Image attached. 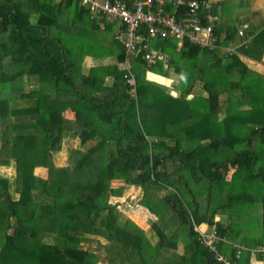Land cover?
<instances>
[{
    "label": "trees",
    "instance_id": "1",
    "mask_svg": "<svg viewBox=\"0 0 264 264\" xmlns=\"http://www.w3.org/2000/svg\"><path fill=\"white\" fill-rule=\"evenodd\" d=\"M89 17L76 0H0V167L15 172L11 180L0 175V264H98L95 253L80 247L86 236L119 241L124 248L111 264H217L193 230L202 224L226 241L264 246V231L252 238L239 226L247 204L264 224V195L258 196L264 148L257 149L264 145V102H258L264 75L245 65V58L262 61L264 25L230 54L221 48L234 47L236 29L223 24L215 32L226 37L213 51L156 41L169 58L166 69L153 70L174 82L186 79L174 86V97L145 79L138 58L131 64L133 99L118 66L122 28L102 31ZM110 55L116 64H102ZM197 82L206 97L194 94ZM67 135L80 146L97 142L73 150L70 163L57 167L53 153ZM124 186L140 188L139 207L158 221L177 226V219L180 232L167 235L156 222L149 239L132 220L121 224L119 203L111 200L122 197ZM180 241L185 252H170ZM241 258L249 264L250 253Z\"/></svg>",
    "mask_w": 264,
    "mask_h": 264
},
{
    "label": "built area",
    "instance_id": "2",
    "mask_svg": "<svg viewBox=\"0 0 264 264\" xmlns=\"http://www.w3.org/2000/svg\"><path fill=\"white\" fill-rule=\"evenodd\" d=\"M78 1L86 7L91 20H98L100 29H104L106 23H117L122 29L116 38L125 58H141L147 66L167 64L169 58L152 48V41L174 39L178 45L186 41L201 50L213 51L218 47L220 38L226 37L225 34L221 37L216 34L218 17L211 2L206 0ZM237 35L243 37L244 30L238 29ZM251 39V36H247L241 45L247 46ZM229 45L224 48L228 54L237 50ZM171 80L168 79L167 85ZM127 82L133 85L132 79ZM193 230L198 235L199 243L212 254L217 264H237L243 252L261 255L264 259L263 246L249 249L235 245L219 237L215 229L209 231L206 225L203 229L193 225ZM223 244L230 247L233 257L223 251Z\"/></svg>",
    "mask_w": 264,
    "mask_h": 264
},
{
    "label": "rangeland",
    "instance_id": "3",
    "mask_svg": "<svg viewBox=\"0 0 264 264\" xmlns=\"http://www.w3.org/2000/svg\"><path fill=\"white\" fill-rule=\"evenodd\" d=\"M240 1H243V0H240ZM244 1H246V3L241 2L242 4H239L238 6H235V4L237 2H234L232 0L222 1L221 4L223 6L222 7L223 15H227V16H222V14L220 13V16H219L220 22H219L217 27L222 26L221 20L223 19V17H224V21H223L224 24H226L230 27H234L235 29L242 26L244 23L247 22V20H254L256 16H257V18H256L257 24H261L263 22L262 21L263 17L260 15V12H262L264 14V8H262V7H264V4L257 5V3L251 4L250 2H248V0H244ZM255 12L257 14H255ZM96 35H97V33H96ZM203 57H205V54H200L199 59L203 58ZM89 61H92V59L89 58L88 62ZM101 63L106 64V61H101ZM246 64L253 71H257L259 73L261 72L264 75V66L263 67L259 66L257 68V67H255L256 63H252L251 61H248V60L245 61V65ZM85 65H86V63H85ZM93 65L94 66L97 65V61L94 62ZM171 81L173 82V84H172V82H170V84H169L170 86L167 85L166 87L170 88L172 85V86H177L179 88V84L184 83V80H180V82H175V83H174V80H171ZM152 88L154 89V86H152ZM155 90H157V89H155ZM167 91H168V89H167ZM257 91L262 93L261 89H258ZM196 93H200L202 96H205V97L207 95L206 92L203 91L201 82H197L194 85V94H196ZM192 96L193 95H189V97H192ZM225 97H226L225 94H222L220 96L221 102L224 101ZM258 102H259V104H263L264 96L258 97ZM245 107H246V109H243V110H247V111L250 110L249 106H245ZM224 111H225V106H223V109H222V112H224ZM60 112H62V113L64 112V114H65L66 111L63 110ZM65 115H66V117H73L71 115L70 111L68 112V116H67V114H65ZM250 130H253V127H251ZM73 136H75V135H73ZM95 142H97V141L92 140L89 143H87L83 146H80L78 138H72V137L67 135L66 138H64V140L62 141L61 150L59 152L53 153V163L57 167L66 166L70 163V155H72L73 150L80 149L84 152L89 147H91L93 144H95ZM257 143H259V142H257ZM261 147L264 148V145L258 146L257 149H259ZM14 173L15 172H14L13 167H0V175H2V177L6 176L7 179L11 180V177L13 178ZM35 173L41 175L42 177H46V171L44 169L38 168L35 170ZM232 173H233V171L229 170L228 174L226 175L227 181L230 180ZM121 186H122V183L114 182L112 187H121ZM124 187L126 189V190L124 189L125 192L123 194L125 197L118 198V199H120L119 200L120 205L117 208L118 214H119L118 220L121 224H123L126 219L136 221V222L139 221L138 224H136V225H138L141 228L144 225V223L142 222L141 219L146 218V214L144 213V211H142L141 208H139V205H138V201L141 199V196L143 194L142 190L140 188L138 189L137 187H134V186H124ZM262 195H264V190H262V192L258 193V196H262ZM118 199L114 198V200H118ZM114 200H111V201H114ZM199 200H203V198L199 197ZM247 205H248V207H250L251 210L253 207H255L254 205H251V204H247ZM258 208H260V205H258ZM131 209L134 211V213L131 211ZM250 209H246L243 213H241L239 226H242L244 232L247 233L250 237L255 238L261 232L264 231V224H262L260 222L261 221V214L259 216L257 215L258 216L257 217L256 216L257 212L255 213L252 210V214L248 215V211ZM220 218L225 220V218L223 216L216 217L215 220L218 221ZM175 220H176L177 224L179 225V221L177 219H175ZM156 222L160 228H162L163 230L166 229V232L168 233L167 235H171L172 231L177 232V233L180 232V230L177 228L178 225L176 226V224L174 223V221L172 219L165 220V221H158L156 219L155 223ZM146 230L147 231L145 233L148 236V238L153 239L154 236H153L152 232L149 230V228ZM80 244H81L80 247L82 249L88 250L90 252H94L97 255V257L99 259L98 264H111L113 261L115 262L116 260H118L120 258L121 249L124 248L121 246V244H119V241H114L112 243H110V242L106 243L104 240L95 239V238L91 239L90 237H87V236L81 240ZM170 252H173L175 254H179L181 252H185V248L179 242L177 245V248L174 251H170ZM127 263L133 264L131 261H128Z\"/></svg>",
    "mask_w": 264,
    "mask_h": 264
},
{
    "label": "crops",
    "instance_id": "4",
    "mask_svg": "<svg viewBox=\"0 0 264 264\" xmlns=\"http://www.w3.org/2000/svg\"><path fill=\"white\" fill-rule=\"evenodd\" d=\"M77 2H78V4L80 5V7L81 8H83V10L84 11H86L87 12V14H89L88 13V11H87V9H86V7H84V6H82L81 4H80V2L78 1V0H76ZM97 1H99V0H97ZM101 1H110V2H114L115 0H101ZM118 1H126V2H129V0H118ZM206 1H209V2H211V4H212V6H213V10H214V5L217 3V6H216V8H215V10H214V12L216 13V15H217V17H218V21H217V23H216V25H215V27H217L218 26V24H219V22H220V18H219V16H220V13L222 14V16H227V15H223V10H222V4H221V2L222 1H224V0H206ZM232 1H234V2H237L236 4H235V6H238L239 4H242L241 2H244V3H246V1H240V0H232ZM248 2H250L251 4H254V3H257V5H259V4H264V0H248ZM262 8H264V7H262ZM255 14H257L256 12H255ZM231 15V14H230ZM260 15L263 17V22L261 23V24H257V22H256V18H257V16L255 17V19L254 20H247V22L246 23H244L242 26H240V27H238L237 29H243L244 30V36L243 37H239L238 35H237V29H236V39H235V45H234V47H236V49H240L241 47L240 46H242L241 44H242V42H244L245 40H246V37L247 36H251V37H253L255 34H257L258 32H259V30L262 28V26L264 25V14L262 13V12H260ZM88 20L91 22V19H90V17L88 18ZM224 17H223V19L221 20V24H223V25H226V24H224ZM109 25H112V26H117V27H119V25L117 24V23H115V24H111V23H106V25H105V28L104 29H100L99 27H98V29H100V30H107V26H109ZM111 26V27H112ZM227 27H230V26H228L227 25ZM96 28V27H95ZM247 29V30H246ZM117 30V33H118V31L120 30V29H116ZM114 32V31H113ZM113 32L111 33V35L113 34ZM116 40H117V38H116ZM176 41V40H175ZM117 43H118V41H117ZM119 44V43H118ZM230 44V43H229ZM228 44V45H229ZM233 44V43H232ZM150 45H151V47L152 48H154L155 50H157V51H159L161 54H164V55H166L165 53H163L162 51H161V49H159L157 46H156V42H151L150 43ZM227 45V46H228ZM119 46H120V44H119ZM182 46V44L181 45H178V43H177V41H176V47H181ZM227 46H225V47H227ZM225 47H223V48H221V49H223L224 50V52H225V54H226V51H225ZM120 48H121V46H120ZM121 50H122V48H121ZM241 53V52H240ZM116 54H118V50L116 51ZM168 56V55H167ZM245 58V57H244ZM138 60V58L137 59H134V58H125V56H124V60H123V62H121V63H119L118 64V66L119 67H121V68H123V70H125V72L123 73V80H125L126 81V83H127V85H128V94L130 95V98L132 97L133 99H135L136 98V94H135V90H136V76H135V73H134V71H133V69H132V62H134V61H137ZM245 60L247 61L248 59L247 58H245ZM97 61H100V60H97ZM102 61H106V64L105 65H108V64H116V62H115V59H114V56H112V55H110V56H108V57H105L104 59H102ZM248 61H251V60H248ZM252 63H256V62H254V61H251ZM158 64H160V65H162L163 66V69H166V64H162V63H158ZM145 65H146V63H145ZM157 65V64H156ZM153 66H155V65H153ZM153 66H147L146 65V70H145V79L147 80V81H149V82H152V83H154V84H157L158 85V82L157 81H152L151 79H150V77L149 76H151V75H153V76H155V77H160V78H163V79H165V80H168V79H172L173 77H170L169 75H161V74H159L158 72H156L155 70H153ZM259 66H261V67H263L264 66V54H263V56H262V61L261 62H259V63H256V66L255 67H259ZM132 76V77H131ZM127 77V78H126ZM128 79H132L133 80V85H130L128 82H127V80ZM173 80V79H172ZM111 82V79L110 78H108L107 79V83H110ZM175 83V82H174ZM172 84H173V82H172ZM167 85H165V89H166V91H167V89H168V93L170 94V95H172V96H174V97H176L177 96V94H178V91H176L175 89H174V86H172L171 85V87L170 88H168V87H166ZM170 86V85H169ZM66 112H65V114H67V116H68V112H69V110H65ZM70 113H71V115H72V112L70 111ZM64 114V115H65ZM66 116V115H65ZM73 116V115H72ZM139 189V188H138ZM126 190V189H125ZM125 190H124V192H125ZM124 194V193H123ZM126 194V193H125ZM122 197H125L124 195H122ZM118 199V198H117ZM112 200H114V199H112ZM119 200L120 199H118V200H114V202H119ZM139 208H141L142 209V211H144V213L146 214V218H142L141 220H142V222L144 223V225H143V227H141V229L144 231V232H146L147 230L146 229H148L149 228V230L152 232V234H153V236H155L154 235V230L153 229H151V226H152V224L153 223H155V221H156V217L154 216V215H152V214H150L146 209H144V208H142L141 206L139 207ZM131 211L134 213V211L131 209ZM149 214V215H148ZM140 220V221H141ZM135 224H138V222H136V221H133ZM145 226V227H144ZM200 227H201V229H203V228H205V224H202V225H200ZM178 228V227H177ZM148 237V236H147ZM91 239H93V238H91ZM150 239V238H149ZM151 241V240H150ZM156 242V240L154 239L153 240V242L152 243H155ZM230 242V241H229ZM180 243L184 246V243L182 242V241H180ZM230 243H233V244H235V245H238V246H243V247H246V246H244V245H241V244H239V243H234V242H230ZM226 247H227V250H225L224 251V249H223V251L228 255V256H231V254H232V252H231V249H230V247L228 246V245H225ZM259 247V246H258ZM264 247V246H263ZM223 248V247H222ZM246 248H248V247H246ZM257 248V247H256ZM250 249V248H249ZM251 249H254V248H251ZM94 253V252H93ZM184 252H181V253H179L180 255H182ZM245 253V252H244ZM233 257V256H232ZM262 256L261 255H252L251 253H250V258H249V264H264V259L262 258V259H259V258H261ZM241 260V261H240ZM238 262H237V264H246L245 263V260H242V258L240 259Z\"/></svg>",
    "mask_w": 264,
    "mask_h": 264
},
{
    "label": "clouds",
    "instance_id": "5",
    "mask_svg": "<svg viewBox=\"0 0 264 264\" xmlns=\"http://www.w3.org/2000/svg\"><path fill=\"white\" fill-rule=\"evenodd\" d=\"M181 79H182V80H185V79H186V77H185V76H181ZM158 85H160V86H162V87H165V85H163V84H160V83H158ZM188 98L190 99L191 97H189V96H188ZM65 138H66V136H65Z\"/></svg>",
    "mask_w": 264,
    "mask_h": 264
},
{
    "label": "water",
    "instance_id": "6",
    "mask_svg": "<svg viewBox=\"0 0 264 264\" xmlns=\"http://www.w3.org/2000/svg\"><path fill=\"white\" fill-rule=\"evenodd\" d=\"M150 78H154L155 76H153V75H151V76H149Z\"/></svg>",
    "mask_w": 264,
    "mask_h": 264
}]
</instances>
